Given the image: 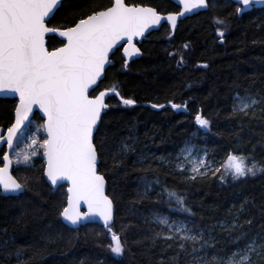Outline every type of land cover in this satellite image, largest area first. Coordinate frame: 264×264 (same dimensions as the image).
I'll return each mask as SVG.
<instances>
[{"label":"trees","instance_id":"trees-1","mask_svg":"<svg viewBox=\"0 0 264 264\" xmlns=\"http://www.w3.org/2000/svg\"><path fill=\"white\" fill-rule=\"evenodd\" d=\"M111 3L64 1L49 26L66 29L85 13ZM126 3L151 6L162 15L180 12L172 0ZM208 5L174 31L168 25L153 31L139 45L141 58L130 64L118 49L96 88V94L113 87L119 93L111 92L94 136L98 169L116 210L111 231L98 224L68 227L60 215L68 187L54 193L44 179V164L20 167L13 170L14 176L30 177L24 193L4 197L0 190V264H201L227 260L237 246L243 248L252 240L264 243V171L238 180H220L221 172L191 180L175 167L188 143L205 150L220 169L232 152L264 166V8L240 14L241 6L230 0H208ZM63 44L55 36L48 38L49 50ZM237 94H250L261 102L253 109L256 116L233 115ZM122 98L135 104L124 105ZM17 104L16 99H0V129L14 123ZM172 104L182 107L175 110ZM198 113L210 121L207 128L196 122ZM31 123L39 126L44 120L35 114ZM145 180L151 182L150 189ZM167 191L181 196L190 212L169 200ZM157 215L203 231L212 245H195V254L191 244L187 252L179 250L180 241L156 236L162 229L154 221ZM232 224L238 227L232 229ZM110 232L119 235L125 247L120 258L109 248ZM256 261L264 264V257Z\"/></svg>","mask_w":264,"mask_h":264},{"label":"snow or ice","instance_id":"snow-or-ice-1","mask_svg":"<svg viewBox=\"0 0 264 264\" xmlns=\"http://www.w3.org/2000/svg\"><path fill=\"white\" fill-rule=\"evenodd\" d=\"M62 0H0V91H10L19 95V105L15 109V123L7 128V135L0 134V143H6L9 150L14 149V141L21 126L28 120L34 107H38L46 116L41 125L46 133L40 141L33 135L25 149L15 151V166H32V158L41 153L46 157L44 175L53 185L58 181H70L67 192V206L60 215L70 224L78 225L82 221L98 216L103 219L109 231L113 218V202L105 194V177L98 171L100 153L94 142V133L100 131L102 113L108 105L105 97L108 91H99L93 85L101 79L105 66L110 63L109 54L121 41L123 51L127 56L138 54L140 49L133 42L137 37H143L145 32L162 20L170 22L175 29L178 16L191 13L194 9L207 6V0H178L183 11L163 16L156 8L130 5L125 0H112L111 6H101L90 14L85 13L74 26L65 30L50 27L46 19L54 16ZM247 7L253 0H237ZM264 3V0H255ZM223 24V21H218ZM58 32L66 38L62 47L49 50L45 36ZM223 37L224 32H219ZM184 48L189 45L185 44ZM179 63H183L181 56ZM111 92L119 95L116 88ZM233 115L243 117L256 116L255 109L261 102L250 94L234 98ZM124 105H134L133 99H123ZM173 108L182 106L172 104ZM153 108H163L164 105H153ZM196 122L207 128L210 121L202 114L195 116ZM2 131V130H0ZM39 131V129H37ZM100 148H103L102 141ZM127 146L125 145V149ZM187 152L184 161L189 165L187 178L191 180L211 173L216 175L220 167L216 161H207V153L188 159L191 149L181 150V155ZM227 167L219 179L224 180L230 173L233 179L249 175L255 176L257 171H264L255 159L243 153L232 152L227 155ZM3 164L0 167V188L5 193L21 192L28 184L30 177L18 180L12 175L13 159L7 153L3 154ZM175 167L183 172L185 162ZM146 189L152 187L145 180ZM169 200L175 199L184 211V200L175 191H167ZM81 202L87 205V211L81 212ZM243 207V206H242ZM157 222L167 227L163 235L165 240H179V250L191 251L195 254L199 244L202 249L212 245V238L205 239L203 231L189 227L183 221L169 222L167 217H157ZM251 224V220L247 221ZM221 227H227L221 225ZM232 229L238 227L231 225ZM237 240L239 237L236 238ZM114 244H110L111 252L121 255L125 247L121 238L112 233ZM235 242V241H234ZM171 247V245H169ZM264 257V243L252 240L243 248L237 246L228 257L226 264H254L253 257ZM198 259V258H195ZM195 264V260H194Z\"/></svg>","mask_w":264,"mask_h":264},{"label":"water","instance_id":"water-1","mask_svg":"<svg viewBox=\"0 0 264 264\" xmlns=\"http://www.w3.org/2000/svg\"><path fill=\"white\" fill-rule=\"evenodd\" d=\"M64 1H67V0H62L60 6H59L56 10H54L55 13H56L57 10L61 7V5H62V3H63ZM172 1H173L176 5H178V6L180 7V12L183 11V7H182V5L179 4L178 0H172ZM230 1H232L234 4H237V5L241 6L240 14L245 13V12H249V11H251V10L254 9V8H255V9H261V8H264V3H256L255 0H253V3L250 4V5L247 6V7L243 6L242 3H238L237 0H230ZM125 2H126V0H125ZM144 7H151V6H144ZM208 8H209V5H208V0H207V6H206V7L199 8V9H194L191 13H185L184 16H178L175 29H172V28H171L170 22H168L166 19H165V20H162L161 23H160L159 25H156V26H154V27H152V28H149V29L145 32V35H144L143 37H137V38H135V40H134L133 42L136 44V47L139 48V45H141L145 40H147V39H148V36H149L153 31H157V30L161 29L164 25H168V27H169L172 31H174V30L177 29V27H178V25H179L180 22H182V21L185 20L186 18L192 17V16L195 15V14H198L199 12L206 11V10H208ZM54 15H55V14H54ZM161 15H162V14H161ZM163 16L166 17L167 15H163ZM52 18H53V16H50V18H47V19H46V23H48L49 20H51ZM60 30H65V29H60ZM53 36L59 38L61 41H63V43H66V38L61 37V36L59 35L58 32H56V33H48V34H46V36H45L46 46H47V43H48V38H49V37H53ZM122 45H125V42H124V41H121L120 44H118V45L116 46V48H114L113 51L109 54V61H110V63H109L108 65L105 66L104 74L102 75L101 79L97 81V84H96V85H93V88L96 89V88L99 86L100 82H101V81L104 79V77H105V73H106L107 68H108L109 66L113 65L112 56L115 54V52H116L118 49H121V50H122V54H123V56H124V58H125V60H126V62H127L128 64H130L131 62H133V61L136 60V59L141 58V56H142V52H141V50H140V52H139L138 54H135V55H132V56H127V55L124 53V51H123V47H122ZM47 47H48V46H47ZM61 47H62V46H61ZM139 49H140V48H139ZM110 96H111V92L108 91V95H106V97H105V103H106V104H107V100H108V98H109ZM7 98L16 99V100L18 101L17 106L19 105V95H18L17 93H13V92H10V91H0V99H7ZM107 105H108V104H107ZM107 109H108V107L105 109V112L107 111ZM105 112H104V113H105ZM104 113H102V117H103ZM35 114H39V116L43 118L44 122L46 121V116L44 115V113H43L38 107H34V108H33V112L29 115L28 120L24 122V124L21 126V130L17 133V138H18L19 134L21 133V131H22V130H23V129H24V128H25V127L31 122V121H32V119L34 118ZM14 123H15V115H14ZM99 126H100V125H99ZM0 130H2V131H0V134H3V135H5V136L7 135V131H6L5 129H0ZM95 134H96V133H94V136H95ZM45 135H46V133H45ZM17 138H16V139H17ZM15 141H16V140H15ZM15 141H14V144H15ZM4 150H5V151H4ZM3 151H4V153H7V154L10 156V158H11L12 150H9V149L7 148L6 143H0V154H1ZM2 157H3V156H2ZM99 163H100V162H99ZM99 163H98V165H99ZM2 166H3V164L0 165V167H2ZM12 169H13V168H12ZM45 169H46V157H45L44 171H45ZM98 171H99V169H98ZM12 175H13V172H12ZM13 176H14V175H13ZM44 179H45L46 183L49 185V187L52 189V191H53L54 193H55V192H56L61 186H63V185H66L67 187H70V186H71V185H70V181H67V180L58 181L57 184L53 185V184L51 183V181L48 180V178H47L46 175H44ZM105 181H106V180H105ZM67 189H68V188H67ZM0 190H1L2 196H4V197L19 196V195H21V194L24 193V190L21 191V192H8V193H5V192L3 191L2 188H0ZM105 194L109 197V195H108V185H107V181H106V183H105ZM67 195H68V192H67ZM109 198H110V197H109ZM110 199H111V198H110ZM111 200H112V199H111ZM112 202H113V201H112ZM66 206H67V202H66ZM80 211H81V212H86V211H87V205L84 204L83 202H81V205H80ZM115 212H116V210H115V205H114V202H113V218H112V221L110 222V225H109V226H111V225L113 224V222H114ZM62 219H63V222H64L68 227L73 228V229H78V228H80V227H82V226L89 225V224H98V225H101V226L105 227L103 219L100 218V217H98V216L91 217L89 220H86V221H82V222H81L80 224H78V225H72V224H70V223L67 222L63 217H62ZM105 228L108 229V227H105Z\"/></svg>","mask_w":264,"mask_h":264},{"label":"rangeland","instance_id":"rangeland-1","mask_svg":"<svg viewBox=\"0 0 264 264\" xmlns=\"http://www.w3.org/2000/svg\"><path fill=\"white\" fill-rule=\"evenodd\" d=\"M174 109L175 110H179V109H176V108H174ZM41 125H43V124H40L38 126V125H36L34 123H31L29 127H26L25 129H23L21 131V133L19 134L18 138L16 139L15 144H14V149L12 150V153H11V159H13V161H14V166H13V170L14 171H15V169L18 170L20 167H25V166L21 165L18 169L16 168V166H15V151L25 149L26 145L31 142L30 138L33 135H35L38 138V140H40V141H42L45 138L46 135H45V132L43 131V128L41 127ZM37 129H39V131H37ZM186 147L190 148L191 149V153H192V155L189 156L188 159H192V158L198 157L199 155H201L203 153H207L205 150H200V149H198L197 147H195L191 143H188L184 148H186ZM185 156H188L187 152H185L183 156L180 154V156L178 158V161H177V164L182 162V161L185 162V168H184L183 172L188 174V175H191V173L188 172L189 165L187 164L186 161H184V157ZM207 161L211 162L209 160L208 153H207ZM31 163H32V166L29 167V168H33V167L34 168H39V167L43 166V164L45 165V157L43 156L42 152L37 154L36 156H34L32 158V162ZM227 164H228V161L226 162V164H224L225 166L223 167V169L220 170L221 173H223L225 171V169L227 167ZM215 166L216 167H220V164L217 162ZM261 173H262V171H257L255 176H258ZM255 176L249 175L247 177H242V178L255 177ZM226 178L233 179L230 173L225 177V179ZM242 178H240V179H242ZM157 217H158V215L154 217V221L157 223L158 226H160L162 228L161 232L166 234L167 233V227L162 225V224H160V223H158L157 222ZM159 217L163 218L165 216H159ZM168 219H169L170 223L173 222L170 218H168ZM110 236H111V240H112V232H110ZM178 241H179L178 239L175 240V242H178ZM112 244H114L113 240H112ZM112 254L116 258H120V257L123 256V254L117 255V254H115L113 252H112ZM256 258H259V257H255V256L253 257L254 264H258V262L256 261ZM227 260L222 259V258H214L209 263H201V264H226ZM199 262H202V260H199Z\"/></svg>","mask_w":264,"mask_h":264},{"label":"bare ground","instance_id":"bare-ground-1","mask_svg":"<svg viewBox=\"0 0 264 264\" xmlns=\"http://www.w3.org/2000/svg\"><path fill=\"white\" fill-rule=\"evenodd\" d=\"M12 172H13V169H12ZM14 175V174H13Z\"/></svg>","mask_w":264,"mask_h":264},{"label":"flooded vegetation","instance_id":"flooded-vegetation-1","mask_svg":"<svg viewBox=\"0 0 264 264\" xmlns=\"http://www.w3.org/2000/svg\"><path fill=\"white\" fill-rule=\"evenodd\" d=\"M5 151V150H4ZM2 154V153H1Z\"/></svg>","mask_w":264,"mask_h":264}]
</instances>
